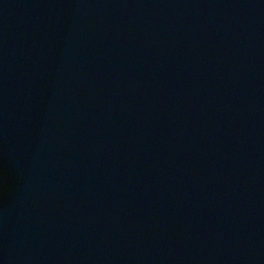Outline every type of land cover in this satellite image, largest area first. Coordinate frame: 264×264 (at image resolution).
Wrapping results in <instances>:
<instances>
[{
	"label": "water",
	"instance_id": "obj_1",
	"mask_svg": "<svg viewBox=\"0 0 264 264\" xmlns=\"http://www.w3.org/2000/svg\"><path fill=\"white\" fill-rule=\"evenodd\" d=\"M0 264H264V0H0Z\"/></svg>",
	"mask_w": 264,
	"mask_h": 264
}]
</instances>
